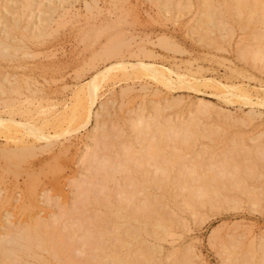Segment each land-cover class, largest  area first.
Wrapping results in <instances>:
<instances>
[{
    "label": "rangeland",
    "instance_id": "1",
    "mask_svg": "<svg viewBox=\"0 0 264 264\" xmlns=\"http://www.w3.org/2000/svg\"><path fill=\"white\" fill-rule=\"evenodd\" d=\"M16 1L0 0V19L2 20L0 22L3 23V26L0 25V29L5 26V19L12 18L15 15H11V13H15L14 10L16 8H13V5L16 4L13 2ZM224 1L220 0L223 6L228 2L229 6H234L232 0ZM10 2L11 4H9ZM17 2L19 5L21 0ZM46 2L47 0H29V5L26 8L27 11L24 10L26 12H24L23 18L21 16L22 20L31 13V17L28 15V18H26H32L29 22H36L38 24L39 21H43L45 17L43 15L45 14V10H43L45 9L44 5L48 3ZM71 2L72 6L70 9L62 17L59 18L57 16L58 19L56 17L52 21L49 33L43 35L46 37L42 36L43 40L41 37V41L39 38L35 41L36 38L32 37L33 39L35 38L32 41L30 37L28 39L32 42H29V40L27 42V40L25 41L22 38L23 43H25L22 48L28 46L26 50L30 51L29 54L17 52L18 55L15 54L16 56L13 55L12 58L2 56L6 60L0 56L1 80L6 76L10 78L16 77L18 74L21 78L19 84L22 90L20 95L14 92L11 93L17 96V98L20 96L14 100L12 106L9 107L7 105V107L0 103V113L2 116L7 117L6 115H9L8 113L13 109L14 112L12 111L13 113L11 114L16 120L20 119L19 121L22 120V122L23 120L24 122L27 120L44 131L46 137L48 136L47 138L41 137L39 139L34 138L23 129L20 132L12 129H0V192L5 203L4 206L3 202L2 206L0 204V231L4 229V226L7 227L6 225L9 223L14 225L15 228L16 225L20 226L23 223L25 225L28 222L31 223V221L33 223L37 218L38 220L42 219L41 221H52L57 218L60 220V217L63 216V218L61 217L60 224H58L59 222L52 223V225L57 224V227L54 226L55 229L57 228L58 230L59 228L60 231L62 230V234H60L62 237H65V235L69 236L72 231L74 232L72 234L75 236L76 231L74 230L84 225L80 230L81 234L86 231L90 232V234L93 233V236L95 235V238L93 237L94 241L91 242L93 243L92 245L104 246L111 253L108 247L113 244V248L110 247L112 251L115 249L120 255L123 253L122 256L124 258L125 254H127L126 257H129V254L130 256H137L138 259H143L142 262L140 261L142 264H236V262L237 264H264V59H257L258 57L255 59L250 51L248 52L250 55L246 58L243 56L247 54L242 56L243 50L248 48L255 49L258 44L261 45L263 43V38L258 36L264 33V18H261L260 11H252L247 7L245 9L242 8L241 12L244 10L245 12L243 13L244 17L241 16L245 21L243 19L240 21L234 7L232 8L235 11L232 9L228 10V5H226V8H223V6L221 8L220 3V6L214 4L216 8L217 6L221 8L220 15L223 14V17L220 16L222 17L221 26H219V29H215V27L218 28L217 26L220 25V22L219 24L217 23L218 25H214L215 27L207 21L206 23L204 21L199 23V15L203 6L200 0H71ZM214 3H216V0ZM224 9L230 12L225 13L223 12ZM232 11L237 16H230V13H233ZM256 12L258 16L255 15ZM224 13L227 14L228 19L226 15L224 16ZM254 16L260 17L261 20L259 21ZM246 17L254 19L251 20L253 22H246ZM26 19L23 21L26 22ZM243 21L247 24H243ZM24 22L21 21L22 24ZM95 24L99 30L102 29V31L98 30L99 33L102 32L103 34H97V38H95L96 34L94 35L96 27L93 26ZM208 25L213 27L212 30L214 32L209 30L212 27L210 26L211 28H209ZM105 28L113 32L115 31V33L119 32L124 37H121L122 35L119 34V37L122 40L124 39L122 44L125 46L121 44L120 48H118V50L120 49L119 53L117 56L113 55V58H106L102 55L106 50L104 45L108 41H106L107 33L105 31L107 30ZM1 31L3 30L1 29ZM84 32L86 33L85 35ZM14 33L10 32L9 36L11 37ZM0 34L4 35L3 32ZM262 36L264 37V35ZM129 37L130 39H128ZM25 39L27 38L25 37ZM22 41L18 40L19 43ZM26 43H28L27 46ZM22 48H19L17 51H24ZM10 59L14 60L11 61ZM127 60L131 62L130 64L143 62L148 65L153 64L164 68L166 71L165 75L172 79V84L169 85L161 76L155 77L151 73L149 74L140 70H130L129 75H124L121 72V68L116 67V70L114 69L109 75L107 74V77L103 80L104 82H101L102 85L96 89L97 97L91 106V112H95L90 117V122L84 126L78 118H76L78 120L70 121L75 103L76 105L85 103L81 98L78 99H81L80 101L82 102L79 100V103L77 102V97L85 98L83 97V92H77L80 86L90 82L99 71L106 69L114 63H120L119 65L122 63L123 65ZM128 62L126 64L129 65ZM18 75L17 77H19ZM22 80L24 81L21 82ZM21 83H24L25 87ZM27 84H30L32 90L26 87ZM36 87L37 89H35ZM28 95L31 96L29 97ZM1 96L6 95L1 94ZM199 98H202L211 106L206 108L209 112L203 109L204 113L202 114L201 112L200 117L198 113L197 124H200L199 127L198 125L196 127V133L187 142H182L177 138L163 140L162 147L164 149L170 150V145L176 143L181 149L182 156L180 159L168 163L170 167L167 175L169 176L165 175L167 178H165L166 180L164 179L166 187L163 185V182H165L163 181L161 185L158 184L159 187L164 186L162 187L163 191L159 190L157 183L155 185V181L152 180L155 177H152V173L154 175L153 171L156 168L155 165L145 164L137 166V161L134 159L140 153L139 150L143 148L144 143H146V140H142L143 138L141 139L138 136V131L133 128L132 122L135 119V115L143 110L141 112L148 118L150 115H154L161 121L171 119V121L187 123L188 119L194 117L197 112L198 106L196 100ZM26 110H30V113ZM96 111L97 115L101 112L103 113H101L99 118L96 115L97 118L95 119L94 115ZM132 119L133 121H131ZM79 120L81 123H78ZM96 121L98 124L101 122L99 127L95 126ZM103 127L105 129H102ZM97 128H101L100 131H103L105 136L107 135V139L105 138L104 140L102 137H97V134L100 135L102 133H99ZM208 128H210V131L212 129V131L209 132ZM132 129L135 130L133 131ZM205 131L208 132L206 133ZM10 132L23 137L24 143L28 144L31 149L26 154L24 152L29 148H21L25 154V156L23 154L24 157L22 159L21 152L19 156H16L17 158L7 153V150L10 152L16 147L18 150V145L21 144L20 142L16 143V141L8 139ZM200 132H204L206 135L204 134L205 136H203ZM199 133L202 138H197ZM112 134H114V137ZM150 135L146 136L150 137ZM96 137L98 140L102 139L103 144L99 143L101 140L98 141L102 145H100L101 147L95 144V141L97 142ZM123 143L125 146L129 143L130 150L128 151L132 153L134 151L135 155L133 159L129 158L126 160L127 165L130 167L127 168L129 171L127 169L121 172L117 170L114 172L116 175L112 174L113 177L112 175L109 176L100 172V176H97L99 184H97L98 182L95 179L98 178L95 176L93 182L98 186L100 185L101 190L94 183L93 185L96 186V189H90L92 186L85 189L87 193V199H83L85 202L80 197L76 198L80 200V203L81 201L83 202V204L81 203L82 205L79 203L81 205L80 210L83 209L86 214L84 213L83 215V212H79L80 210L78 209L76 210L77 214L73 209L70 210L71 207L76 206L75 201L79 202L73 196H81L82 193H77L80 190L76 189L78 185H76L75 180L78 179V182L80 178L82 180L87 179L94 171V165L96 164L93 161L94 165H92L89 162L91 158H87L91 154L90 152L96 151L97 148V152L103 156L107 154L111 156L110 159L112 158V161L115 160L120 163L119 160L126 153H123L126 149H122V147H125ZM137 143L142 144L138 145ZM102 147L103 150H101ZM106 147H108V150ZM21 149L19 148V150ZM99 153H97V156L102 158L103 156ZM11 157H14V161ZM115 161L114 163H116ZM191 162L198 163L197 167L195 165L197 170L196 176L202 174V176L210 177L209 179H217L218 177L217 182L212 180L213 184L209 181L210 186L206 185L208 182L206 184L202 183V185L205 184L208 190L209 187L214 188L215 186L217 188L215 190L217 192H214L215 194L213 193V189L209 190H212L214 198L212 201H204L205 205L203 203V205L199 206L200 203H197L198 206H196V203H194L195 207H192V205H188L189 202H186L191 195V188L198 189L196 187H200V183L202 182V180L199 182V179L195 177H190V184L187 183L186 185L191 187H185V177L180 170L183 169L182 171H185L184 167L189 165V163L191 164ZM90 164L93 169L90 167ZM245 164H248V166ZM235 172L237 173L235 174ZM212 173H215L217 177L211 176ZM95 174H97L96 171L94 172ZM148 178L150 180H144ZM29 181L32 184H29ZM31 186L35 189H33L35 193L33 191L28 193ZM237 188L238 190H236ZM101 191L103 192L102 194ZM88 192L92 196H89ZM31 193L34 194L32 195ZM30 195H32V198ZM154 195L156 197L160 196L162 201H160V197L157 198L159 199L157 201ZM102 196H105L106 199L109 198L110 201H106ZM5 197H7V201ZM82 197H85V194ZM91 197L98 204L95 203L93 205L94 202ZM86 200L89 202L91 200L93 203L90 204ZM215 200H218V202H215ZM28 202H32L33 204H31V209ZM156 202L160 205H156ZM145 203H148L147 205L150 208L152 206L153 218L151 215L149 216L150 218L145 219V214L142 213L143 218L139 214L141 212L139 208ZM87 204L90 205L88 206ZM26 207L27 210L25 209ZM74 208L76 209V207ZM115 208L118 209L115 210ZM70 211L74 212H72L73 216H71ZM165 211L167 212L165 213ZM168 211L172 214L167 215ZM88 212L92 214L90 215ZM114 212L115 214H113ZM58 213H61V216ZM159 213L164 214L165 217L167 215V218L170 219H167V222L170 224H168L170 227L169 233L165 231L162 233V230L157 233L152 229L153 224L149 226L155 218L154 216ZM95 215L101 218L102 223L100 220L97 221ZM112 215H115L117 218L115 219V216L113 217ZM129 215L136 219L139 217L140 220L138 218L136 221L135 218L132 219ZM53 216L56 217L53 219ZM76 216L80 217L81 220L77 221L78 218ZM34 217L35 220L33 221ZM64 217L68 218L69 228L65 227L67 219ZM29 218H31V221ZM73 220L76 224L74 226H72L73 224H69ZM144 220H147L146 223L148 224L144 223V226L147 230L149 229V232L143 228L142 222ZM150 220L151 222L149 223ZM62 221H64V224H62ZM92 222L94 225H92ZM124 223L127 226H122ZM99 224H102V227ZM115 224H118L120 227L118 229H116L118 225L115 228L112 227ZM104 226L108 230L107 236L101 234V228H104ZM129 226L132 227L130 228ZM126 227L129 229L127 230ZM67 230L70 231L69 235L64 234ZM130 230H135V232L132 231V234ZM78 231L77 229V236ZM123 232L124 237L127 238V242L129 239H133L129 241L131 245L129 243H127L129 245L123 244L125 243L124 240L123 242L121 240ZM161 233L162 235H160ZM131 234L133 237H131ZM70 236L68 237L69 239L73 237L72 235ZM134 236H137L136 240H134ZM76 237L70 240L74 244L73 242L70 244L69 239L65 241L70 246L77 244V247L74 246L76 248V251L74 248V252H76L75 254L82 253V256H73L74 252H71L73 246L70 247L67 243H65L66 250L70 249V251L66 253L64 251L65 246L63 251L67 255L70 253L71 257H68L74 260L72 264H81L82 262L84 264V261L80 259L85 260V255L95 252L96 249L94 248L95 246H92L93 248L90 247V243H88L85 244L86 247L87 245L89 246L88 248H84V245H81V248H84L85 251L80 252L81 248L79 249L78 246L81 242H77ZM106 237L108 240L105 239ZM116 239H120L121 242L119 240L116 241ZM105 241L111 245L105 243ZM137 243H139V246ZM77 249L79 250L78 252ZM152 252L154 253L151 254ZM42 253L46 254L45 251ZM76 256H78L77 260L80 263L75 261ZM147 256L152 258L151 262ZM50 259L54 260L55 258L51 256ZM58 261V259H55V261L50 262L58 264Z\"/></svg>",
    "mask_w": 264,
    "mask_h": 264
},
{
    "label": "bare ground",
    "instance_id": "2",
    "mask_svg": "<svg viewBox=\"0 0 264 264\" xmlns=\"http://www.w3.org/2000/svg\"><path fill=\"white\" fill-rule=\"evenodd\" d=\"M11 1V0H10ZM16 1V0H15ZM17 1H20V0H17ZM13 2V3H15L16 5H13L14 7L13 8H16V10H14L15 11V13L13 12V13H11V15L13 14H15L12 18H9V19H5V26L3 27V28H1L3 31H1V29H0V33L1 32H3V34L4 35H1L0 34V56L2 57H4V56H7V57H10V58H12V56L13 55H18L17 54V52H19V53H30V51H28V49L26 50V48L28 47L27 46V44L28 43H26V48L24 47V48H22L23 46H24V44L25 43H23L24 41H22V38H24V40L26 41L27 40V42H28V40L30 39V37H31V39H32V41L36 38V40L35 41H37V39L39 38V40L41 41V37L43 36V35H46V33H49V28H50V26H51V23H52V21H54L55 19H56V17L58 16L59 18L60 17H62L64 14H65V12H67L69 9H70V7L72 6V2H71V0H47V4L46 3H43V4H46V5H44L45 6V9H43V10H45L44 11V13L45 14H43V15H45V17L43 18V21H39L38 22V24H36V22L35 23H32V22H29V20L30 19H32V18H30L31 16V13H30V19H26V18H28V15H27V17L25 18L26 19V22H24L25 21V19H23L22 20V18H23V14L25 15V13L24 12H26L27 10H26V8L28 7V5H29V0H21V2H19V5H18V2ZM201 1V5H203L202 6V8H201V14L199 15V23L201 22V21H204L205 23H206V21L208 22V23H210L212 26H216V24L218 23L219 24V22H220V25H218L217 27L218 28H216L215 26V29H219V26H221V21H222V17H223V14L222 15H220L221 14V8H222V4L220 3V0L218 1V0H216V3H214V1L215 0H200ZM217 1H218V4H217ZM221 1H223V2H225L224 0H221ZM233 1V5L234 6H232V7H234V9L236 10V12L235 13H237L238 14V17H239V19H240V21L243 19L242 18V16H243V13L245 12V10L243 11V12H241V9L242 8H244L245 9V7H247L248 9L250 8V10H256V11H260V15H261V18H264V0H232ZM30 2H33V1H30ZM178 2V1H177ZM197 2V1H196ZM222 2V3H223ZM231 2V1H230ZM219 3H220V5H221V8H218V6H217V8L215 7L216 5H214V4H217V5H219ZM9 4H11V2L9 3ZM178 4V3H177ZM229 4V2L226 4V5H228ZM95 5H97V4H95ZM171 5V4H170ZM219 5V6H220ZM226 5H224L223 6V8H226L227 6ZM11 6V5H10ZM16 6V7H15ZM33 6V5H32ZM31 6V7H32ZM41 6H43V5H41ZM249 6V7H248ZM231 6H229L228 5V10L229 9H232L233 10V8H232ZM30 8V7H29ZM44 8V7H43ZM186 8H187V6H186ZM12 9V8H11ZM24 10H26V11H24ZM98 10V9H97ZM223 10V9H222ZM228 10L226 11V9H224V11L223 12H225V13H227L228 12ZM235 10H233V11H235ZM249 10V11H250ZM2 11V10H1ZM31 11V10H30ZM29 11V12H30ZM181 11V10H180ZM232 11V12H233ZM251 11V12H252ZM10 12V11H9ZM28 12V13H29ZM41 12H43V11H41ZM40 12V13H41ZM230 12V11H229ZM228 12V13H229ZM33 13V12H32ZM100 13V12H99ZM224 13V16L226 15V18H227V14H225ZM234 12L233 13H230V16H237V14H235ZM10 14V13H9ZM259 14V13H258ZM229 15V14H228ZM242 15V16H241ZM245 16H247L246 14H244ZM255 15L256 16H258L257 15V12L255 13ZM21 16H22V18H21ZM220 16H222V17H220ZM232 16V17H233ZM25 17V16H24ZM58 17H57V19H58ZM244 17V16H243ZM255 17V16H254ZM1 18V17H0ZM225 18V17H224ZM229 18V17H228ZM227 18V19H228ZM231 18V17H230ZM255 18H258V17H255ZM21 19V20H20ZM246 22H253V21H251V20H254V19H250L249 17L247 18L246 17ZM250 19V21H248ZM259 19V21L261 20L260 19V17L258 18ZM257 19V20H258ZM1 20V19H0ZM231 20H232V18H231ZM244 21H245V19H243ZM256 20V19H255ZM2 21V20H1ZM4 21V20H3ZM21 21L22 22H24V24H22L21 23ZM237 21V20H236ZM244 21H243V24H245L244 23ZM264 21V20H263ZM224 22V21H223ZM227 22V21H226ZM257 22V21H256ZM2 22H0V25H2L3 26V23L1 24ZM205 23H202V24H205ZM228 23V22H227ZM226 23V24H227ZM247 24V23H246ZM245 24V25H246ZM200 25V24H199ZM198 25V26H199ZM211 25H208L209 26V28H211L212 26ZM224 25H225V22H224ZM98 26V25H97ZM100 26V25H99ZM211 26V27H210ZM52 27V26H51ZM92 27V26H91ZM93 27H96V24L93 26ZM223 27V26H222ZM116 28V27H115ZM198 28H200V27H198ZM203 28V27H202ZM205 28H207V27H205ZM204 28V29H205ZM83 29H84V27H83ZM107 31H105V33H107V39H106V41H107V44H105L104 45V47L106 48V50L105 49H103V50H105L104 52H103V57H106V58H110V57H114L115 55L117 56V54L119 53V50H118V48H120L119 46L124 42L122 39H121V37H123V35L121 34V33H119V32H117V33H115V31L113 32V31H111V30H109V29H107V28H105ZM119 29V28H118ZM201 29V28H200ZM213 27L211 28V29H209L211 32H214L213 30ZM214 29V30H215ZM225 29V28H224ZM93 30V29H92ZM99 29L96 27V32L98 31ZM103 30H104V28H103ZM116 30V29H115ZM197 30V29H196ZM84 31H85V29H84ZM95 31V30H94ZM99 31H102V29L101 30H99ZM99 31H98V33H94V35L96 36L95 38H97L98 37V35L97 34H102V32H100L99 33ZM120 31V30H119ZM207 31H208V29H207ZM218 31V30H217ZM230 31V30H229ZM261 31V30H260ZM10 32H15L14 33V35H11V37L9 36V33ZM51 32V31H50ZM257 32V31H256ZM263 32H264V30H263ZM88 33H89V31H88ZM104 33V32H103ZM251 33V32H250ZM86 33L84 32V35H85ZM90 34H92V32H90ZM119 34H121L122 36L121 37H119ZM212 34V33H211ZM259 34H260V32H259ZM103 35V34H102ZM262 35H264V33H262V34H260V35H258L259 37H261V38H263V43H261V45H259L258 44V46H257V48H255V49H252V48H248V49H245V50H243V52H242V56L243 55H246V56H243L244 58H246L248 55H250V54H248V52L250 51L251 53H252V56H254L255 57V59H256V57H258L257 59H259V58H262V59H264V37L262 36ZM100 36V35H99ZM25 37L27 38V39H25ZM32 37H35L34 39L32 38ZM43 37H46V36H43ZM43 37H42V40H43ZM91 37V36H90ZM225 37V36H224ZM29 38V39H28ZM89 38V37H88ZM124 38V37H123ZM217 38V37H216ZM261 38H259L260 40H261ZM87 39V38H86ZM128 39H130V37L128 38ZM225 39V38H224ZM12 40H14V41H12ZM18 40H21L22 42L21 43H19L18 42ZM38 40V41H39ZM93 40V39H92ZM31 40H29V42H32ZM214 41V40H213ZM262 41V40H261ZM125 43H126V40H125ZM260 43V42H259ZM92 44V43H91ZM218 44V43H217ZM123 45V44H122ZM90 46V45H89ZM123 46H125V45H123ZM128 46V45H127ZM103 47V48H104ZM19 48H22V50H24V51H17ZM244 49V48H243ZM102 50V49H101ZM240 54V53H239ZM15 55V56H16ZM114 55V56H113ZM241 55V54H240ZM19 56H21V55H19ZM22 56H23V54H22ZM25 56V55H24ZM27 56V55H26ZM99 56H101V55H99ZM2 57V58H3ZM242 57V58H243ZM250 57V56H249ZM14 58V57H13ZM16 58V57H15ZM102 58V57H101ZM121 58V57H120ZM3 59H5L6 60V58H3ZM11 60V59H10ZM14 59H12L11 61H13ZM17 60H19V59H17ZM97 60V59H96ZM121 60V59H120ZM124 60V59H123ZM122 60V61H123ZM7 61H8V59H7ZM22 62V61H21ZM127 62H128V60H127ZM126 62V63H127ZM126 63H124L123 65H122V63H121V65H119L118 63H114V64H112L111 66H109V67H107L106 69H104V70H102V71H99L98 72V74L97 75H94V77H93V79H91V81L90 82H88L86 85H82V86H80V88L78 89V91L77 92H83L84 93V96L83 97H85L84 99L82 98V97H77V102L79 103V101L82 99V100H84L83 102H85L84 104L83 103H79V105L77 104L76 105V103H75V106H74V108L72 109L73 110V112H72V117H71V119H70V121H73V120H78V119H80L81 121H82V123L80 122V120H79V122L78 123H81V124H83L84 126H86L87 125V123H89L90 121V117L92 116V114H94V112L92 113L91 112V106L93 105V102H95V100H96V97H97V95H96V89H97V87H99L100 85H102L101 84V82H104L103 80L107 77V74L109 75V73L112 71V70H114L116 67H119V69L121 68V72L124 74V75H129V73H130V70H140V71H143V72H146V73H151V74H153L155 77H162V79L165 81V82H167L169 85L170 84H172V79L171 78H169V77H166V75H165V70H164V68H162V67H160V66H156V65H153V64H150V65H148V64H145V63H143V62H139V63H135V64H130L131 62H128L129 63V65L128 64H126ZM163 66V65H162ZM116 70V69H115ZM119 71V70H118ZM168 71V70H167ZM170 73V72H169ZM9 74V73H8ZM14 75V74H13ZM13 75H11V76H13ZM15 75H16V73H15ZM18 75V74H17ZM17 75H16V77H8V76H6V77H4V78H2V80H1V78H0V95L1 94H5L6 96H1L0 97V103L2 104V105H8L9 107L10 106H12L13 105V102H14V100L17 98V96H15L14 94H11L12 92H14V93H16V94H21L22 93V90H21V87H20V84H19V80L21 79L20 78V76L19 77H17ZM10 76V75H9ZM22 77V76H21ZM23 79H24V77H23ZM156 79V78H155ZM181 79V78H180ZM26 81H27V79H25ZM160 80V79H159ZM24 80H22L21 82H23ZM89 81V80H88ZM178 81V80H177ZM174 82V81H173ZM191 82H193V81H191ZM166 83V84H167ZM218 83V82H217ZM216 83V85H218ZM220 84V83H219ZM222 84V83H221ZM21 85H23L24 86V83H21ZM223 85V84H222ZM25 87V86H24ZM26 87H28L29 89H31V86H30V84H27L26 85ZM23 88V87H22ZM24 89V88H23ZM35 89H37V87L35 88ZM32 90V89H31ZM27 91H29L28 89H27ZM36 91V90H35ZM34 91V92H35ZM24 92V91H23ZM31 93H33V92H31ZM246 93V92H245ZM34 94V93H33ZM247 94V93H246ZM249 94V93H248ZM12 95H14V96H12ZM23 95V94H22ZM21 95V96H22ZM29 96V95H28ZM31 96V95H30ZM29 96V97H30ZM20 97V96H19ZM18 97V98H19ZM17 98V99H18ZM78 98H81V99H78ZM248 98V97H247ZM27 99H29V98H27ZM85 99H86V101H85ZM79 100V101H78ZM33 101V100H32ZM31 102V101H30ZM80 102H82V101H80ZM32 104H33V102H32ZM196 104H197V106H198V108H197V112H196V114L194 115V117H190L191 119H188V122L187 123H182V122H180V121H171V119H166V120H164V121H161L160 119H158V117L157 116H154V115H150V117L148 118L146 115H144L141 111H143V110H141L140 112H138L136 115H135V119H134V121H133V119L131 120V121H133L132 123V125H133V128H135L138 132V136L142 139V140H146V143H144L145 145L143 146V148L141 149V150H139V152L140 153H138V156L137 157H135V155H134V151H133V149H132V151H133V153L131 152V151H128V150H130L129 148H130V144L129 143H127L126 144V146L124 145V143H123V146H125L124 148L122 147V149H127V151H126V149H125V151L123 152V153H125V154H121L122 155V157H121V159L119 160V162L120 163H118V161L116 162L115 160H111L110 159V157L111 156H109V155H107L106 154V151H105V156H103L102 154H100L99 152H97V148H96V151L94 150V151H91L90 153L91 154H89V157H87L88 159L89 158H91V161L89 160V162L90 163H92V165H94V164H96V165H94V169L92 168V165L90 166L94 171L91 173V176H89L88 174V178L87 179H84V180H82L81 178H80V182L78 181L77 182V180H75L76 182V185H78V186H76V189L78 188V190H80L79 192L77 191V193H79L80 194V192H82L81 193V196L80 195H74L73 197H74V199L75 200H78V199H76L77 197L79 198H82V200L83 199H87V197H86V195H87V193H86V190L85 189H88L90 186H92V187H90V189H92V188H95L96 189V186L97 187H99L97 184H99V178L97 177V176H100V172L102 173V174H106V175H109V176H111L115 171H117V170H120V172L121 171H123L124 169H127V168H130L129 167V165H127V162H126V160L127 159H129V158H134V159H136V161H137V164H136V162H135V164L137 165V166H142V165H150V164H154L155 165V170L153 171L154 172V175H153V173H152V177L153 176H155V177H153V181H155V185H156V183H157V185L159 184V185H161L162 184V182L163 181H165L166 179L165 178H167V177H165V175L166 176H169V175H167L168 174V171H169V167H170V165L168 164L169 162H173L174 160H178V159H180V157L182 156V154H181V152H180V147L175 143H173L172 145H170L171 146V149L169 150V149H167V150H169V151H167L166 149H164L162 146H163V140L164 139H169V140H171V139H175V138H177V139H179V140H181L182 142H187L188 141V139L189 138H191L192 137V135L193 134H195L196 133V127H197V125H198V127H199V124H197L198 122H197V116L202 112V114L204 113L202 110L203 109H205V110H207L208 111V109H206V108H208L209 106H211L208 102H206L205 100H203L202 98H199L198 100H196ZM7 106V107H8ZM3 107V106H2ZM72 107H73V105H72ZM12 108V107H11ZM33 108H34V106H33ZM157 109V108H156ZM13 112H14V110L13 109H11ZM10 110V111H11ZM18 110V109H17ZM104 110V109H103ZM160 110V109H159ZM10 112V113H8L9 115H6L7 117H4V116H2V114L0 113V129H3V130H8V129H12V130H14V131H21L22 129L24 130V131H26L28 134H30L31 136H33L34 138H44V137H46V134H45V132L44 131H42V130H40V128H38L36 125H34V124H32V123H30V122H28L27 120H26V122H24V120H23V122H22V120L21 121H19V120H16L15 118H14V116L11 114V113H13V112ZM23 111V110H22ZM27 112L29 111V113H30V110H26ZM25 111V112H26ZM162 111V110H161ZM99 112V111H98ZM105 112V111H104ZM209 112V111H208ZM207 112V113H208ZM20 113V112H19ZM28 113V114H29ZM100 113V112H99ZM101 113H103V112H101ZM101 113L99 114V115H97L98 113H97V111H96V113H95V115H94V117H95V119L97 118V116H98V118L101 116ZM109 113V112H108ZM199 113V114H198ZM15 114V113H14ZM24 114V113H23ZM32 114V113H31ZM16 115V114H15ZM30 115V114H29ZM68 115V114H67ZM97 115V116H96ZM106 115V114H105ZM64 116V115H63ZM102 116H103V114H102ZM201 116V114L199 115V117ZM205 116V115H204ZM21 117V116H20ZM68 117V116H67ZM76 118H78V119H76ZM202 118V117H201ZM26 119V118H25ZM32 120V119H31ZM67 120V119H66ZM46 121V120H45ZM104 122V121H103ZM101 123V122H100ZM99 123V124H100ZM96 125V127H99V124H98V122L96 121V123H95ZM104 124V123H103ZM102 124V125H103ZM101 126V125H100ZM79 127V126H78ZM132 127V126H131ZM95 128V127H94ZM79 129V128H78ZM98 129V131H99V133H101L100 135L99 134H94V135H96L97 137H102V138H104V140H105V138L107 137V135L105 136L103 133V131H100L101 130V128H97ZM102 129H105L104 127L102 128ZM135 129H132L133 131L135 130ZM218 129V128H217ZM199 130V129H198ZM208 131L209 132H211L212 131V129H211V131H210V128H208ZM207 131V132H208ZM217 131V130H216ZM215 131V132H216ZM95 132V131H94ZM206 132V131H205ZM206 132V133H207ZM215 132H214V134H215ZM26 133V135H28ZM197 133H198V131H197ZM201 133V132H200ZM200 133H199V135H200ZM203 133V134H202ZM201 133V135H203V136H205L206 134L204 133V132H202ZM213 133V132H212ZM220 133V132H219ZM21 134V133H20ZM25 134V133H24ZM111 134V133H110ZM151 134V135H150ZM205 134V135H204ZM104 137H103V136ZM109 135V134H108ZM136 135V134H135ZM146 135H150V137H147ZM198 135V134H197ZM197 136V138L198 137H201V135L200 136ZM208 135H209V133H208ZM210 135H212L211 133H210ZM112 136L114 137V134H112ZM213 136V135H212ZM28 137V136H27ZM48 137V136H47ZM46 137V138H47ZM96 137V139H97V142L95 141V144L97 145V146H99V147H101L102 145L101 144H103V142H102V139L100 138L99 140H101V142L98 140V138ZM109 138H110V135L108 136ZM209 137V136H208ZM219 137H220V135H219ZM130 138V137H129ZM137 138V137H136ZM197 138H196V140H197ZM202 138V137H201ZM8 139H11V141L12 140H14V141H16V143H21L20 145H18V150L16 149H13V150H9L10 152H8V150H7V153L9 154V155H13L14 157H16V156H19L20 155V152H21V159L25 156V154L24 153H26L27 154V151H31V149L29 148V145L27 144H25L24 142V138L23 137H21V136H18L16 133H9L8 134ZM26 139V138H25ZM107 139V138H106ZM115 139H116V137H115ZM27 140V139H26ZM138 140H139V138H138ZM241 140V139H240ZM98 141H99V143H101V144H99L98 143ZM125 141V140H124ZM129 141V140H128ZM133 141V140H132ZM136 141V140H135ZM29 142V141H28ZM109 142H110V139H109ZM129 142H131V141H129ZM137 142V141H136ZM139 142H140V140H139ZM143 142V141H142ZM122 144V143H121ZM129 144V145H128ZM138 145H141L142 143H137ZM234 144V143H233ZM236 144V143H235ZM50 145V144H49ZM95 145V146H96ZM101 145V146H100ZM20 146V147H19ZM109 146H111V145H109ZM134 146V145H133ZM23 147H27V148H29V149H27V150H25L26 152H22V150L23 149H21V148H23ZM120 147V148H121ZM19 148L21 149V150H19ZM40 148V147H39ZM65 148V147H64ZM107 148V150H108V147H106ZM112 148H113V145H112ZM93 149H94V147H93ZM101 149V148H100ZM111 149V148H110ZM121 149V150H122ZM33 150V149H32ZM42 150V149H41ZM92 150V149H91ZM98 150H99V148H98ZM101 150H103V147H102V149ZM101 150H99V151H101ZM104 150H106V149H104ZM120 150V149H119ZM255 150V149H254ZM261 150V149H260ZM136 151V150H135ZM42 152H44V151H42ZM93 152V153H92ZM5 153H6V151H5ZM6 153V154H7ZM29 153V152H28ZM60 153V152H59ZM97 153H99L100 155H102L103 157V159L102 158H100L99 156H97L98 154ZM103 153H104V151H103ZM115 153H117V152H115ZM119 153V152H118ZM136 153H137V151H136ZM135 153V154H136ZM23 154H24V156H23ZM88 154V153H87ZM254 154V153H253ZM112 155V154H111ZM137 155V154H136ZM261 155V154H260ZM118 156V155H117ZM132 156V157H131ZM197 156V155H196ZM256 156V155H255ZM259 156V155H258ZM14 157H11V159H13V161H14ZM114 157V156H113ZM17 158V157H16ZM15 158V159H16ZM56 158V157H55ZM86 158V157H85ZM184 158V157H183ZM196 158V157H195ZM194 158V159H195ZM19 159H20V157H19ZM54 159V158H53ZM186 159V158H185ZM194 159H193V161H194ZM250 159V158H249ZM17 160V159H16ZM87 160V159H86ZM199 160V159H198ZM240 160V159H239ZM7 161V160H6ZM85 161V160H84ZM88 161V160H87ZM93 161H94V164H93ZM114 161L116 162V163H114ZM190 161H192L191 159H190ZM226 161V160H225ZM236 162V161H235ZM239 162V161H238ZM187 163V162H186ZM193 162H191V164L189 163V165H183V166H185L184 168H185V171H182V170H180L181 171V173H182V175H184V177H185V179L184 178H181V179H184L185 181H186V183L184 184L185 185V187H187L188 185H186L187 183L188 184H190L189 182H190V177H195V178H197V179H199V182H201L200 180H202V182L200 183L201 184V186H200V184H199V186L200 187H196V188H198V189H195V188H191V195L189 196V198H188V201H186L187 203L189 202V204L188 205H192V207L194 206L195 207V205H194V203H196V206H198L197 205V203H200V205L199 206H201V205H203V203H204V201H206V200H213V196H212V194L214 193V192H217V191H215L217 188H215V186H214V188H211V187H209V190L210 189H213V193H212V190L211 191H209L208 189H207V187L205 186V184H206V182H208L206 185L208 186L209 185V183L210 182H212V180H214V182L216 181L217 182V179H218V177L215 175V173H217V171L215 170V169H213V170H215V173L213 174L212 173V175L211 176H216L217 177V179L215 180V179H209L210 177H205V176H202V174L200 175V174H198V176H196L195 174L197 173V170H196V167H197V165H198V163L197 164H195V163H193ZM227 163V162H226ZM188 164V163H187ZM131 165V164H130ZM195 165H196V167H195ZM245 165H247L248 166V164H245ZM119 166V167H118ZM132 167V166H131ZM202 167V166H201ZM215 167V166H214ZM224 167V166H223ZM239 167V166H238ZM243 167V166H242ZM213 168V167H212ZM219 168V167H218ZM233 168V167H232ZM231 168V169H232ZM235 168V167H234ZM241 168V167H240ZM240 168H238V169H240ZM122 169V170H121ZM91 170V169H90ZM89 170V171H90ZM128 170V169H127ZM177 170V169H176ZM210 170V169H209ZM226 170V169H225ZM235 170V169H234ZM242 170V169H241ZM14 171V170H13ZM28 171V170H27ZM96 171V173L97 174H95L94 175V172ZM125 171V170H124ZM129 171V170H128ZM211 171V170H210ZM244 171V170H243ZM242 171V172H243ZM252 171V170H251ZM179 172V171H178ZM212 172V171H211ZM214 172V171H213ZM223 172V171H222ZM228 172V171H227ZM230 172V171H229ZM238 172V171H237ZM237 172H235V174L237 173ZM118 173H119V171H118ZM180 173V172H179ZM179 173H178V175H179ZM224 173V172H223ZM226 173V172H225ZM246 173V172H245ZM115 175H116V173H114ZM123 174V173H122ZM176 174H177V172H176ZM219 174H220V172H219ZM249 174V173H248ZM195 175V176H194ZM94 176L96 177V178H98V179H95V180H97V184L95 183V182H93L94 181ZM176 176V175H175ZM200 176H202V177H204V178H202V177H200ZM33 177V176H32ZM35 177V176H34ZM112 177H113V175H112ZM115 177V176H114ZM151 177V178H152ZM189 177V178H188ZM83 178V177H82ZM110 178V177H109ZM175 178V177H174ZM177 178V177H176ZM238 178V177H237ZM31 179V178H30ZM112 179V178H111ZM114 179V178H113ZM120 179V178H119ZM165 179V180H164ZM29 180V179H28ZM109 180V179H108ZM144 180H146V181H148V180H150L149 178L148 179H144ZM235 180V179H234ZM31 181V180H30ZM29 181V182H30ZM33 181L35 182V180H34V178H33ZM33 181H31V182H33ZM109 181H111V180H109ZM123 181V180H122ZM197 181V180H196ZM210 181V182H209ZM219 181V180H218ZM29 183V184H32V183ZM118 182V181H117ZM198 182V181H197ZM221 182V181H220ZM222 182H223V180H222ZM226 182V181H225ZM237 182V181H236ZM96 184V186L95 185H93V184ZM113 183V182H112ZM119 183V182H118ZM164 183H166V181L165 182H163V185L165 186L166 184H164ZM180 183V182H179ZM202 183H205L204 185H202ZM28 184V185H29ZM37 184H38V182H37ZM92 184V185H91ZM176 184V183H175ZM212 184H213V182H212ZM216 184V183H215ZM232 184V183H231ZM238 184H240V182H238ZM242 184V183H241ZM159 185H158V188H159V190L161 189L162 190V187H164V186H160L159 187ZM30 186V185H29ZM113 186V185H112ZM119 186V185H118ZM124 186H126V185H124ZM183 186V185H182ZM193 186V185H192ZM196 186H198V185H196ZM210 186V185H209ZM227 186V185H226ZM225 186V187H226ZM101 187V186H100ZM99 187V189L101 190V188ZM107 187V186H106ZM120 187V186H119ZM166 187V186H165ZM188 187H191V186H188ZM212 187H213V185H212ZM230 187V186H229ZM238 187H240V186H238ZM80 188V189H79ZM108 188V187H107ZM156 188V187H155ZM29 189V188H28ZM28 189H26V190H28ZM32 189V190H31ZM33 189L34 188H32V186H31V188H30V190H28V193H30V192H32L33 191ZM89 189V190H90ZM187 189V188H186ZM219 189V188H218ZM220 189H221V187H220ZM240 189H241V187H240ZM246 189V188H245ZM35 190V189H34ZM83 190H85V191H83ZM104 190V189H103ZM102 190V191H103ZM199 190V191H198ZM236 190H238V188L236 189ZM92 191V190H91ZM90 191V192H91ZM101 191V194L103 193ZM163 191V190H162ZM249 191V190H248ZM34 192V191H33ZM90 192H88L89 193V196H92V195H90ZM105 192V191H104ZM35 193V192H34ZM33 193V194H34ZM106 193H107V191H106ZM188 193V194H189ZM32 194V193H31ZM32 194V195H33ZM85 194V197H82L83 195ZM109 194V193H108ZM215 194V193H214ZM32 195H30V197L32 196ZM105 195V194H104ZM156 195V194H155ZM154 195V196H155ZM159 195V194H158ZM157 195V196H158ZM166 195V194H165ZM249 195V194H248ZM27 196V195H26ZM36 197V196H35ZM48 197V196H47ZM107 197V196H106ZM109 197H111L110 195H109ZM113 197V196H112ZM135 197V196H134ZM153 197V196H152ZM156 197V196H155ZM158 197H160V196H158ZM158 197H156V200L157 201H159V199H160V201H162L161 199V197L159 198V199H157ZM163 197V196H162ZM216 197V196H215ZM6 198V201H7V197H5ZM32 198V197H31ZM102 198H105V196L103 197L102 196ZM108 198V197H107ZM164 198V197H163ZM166 198V197H165ZM171 198V197H170ZM90 199V198H89ZM91 199H92V201L94 202V200H93V198L91 197ZM106 199V198H105ZM104 199V200H105ZM136 199V198H135ZM168 199V198H167ZM173 199V198H172ZM186 199V198H185ZM216 199H217V197H216ZM254 199V198H253ZM257 199V198H256ZM3 198L1 197V192H0V204H1V206H2V202H3ZM9 200H10V198H9ZM110 201L109 200V198L108 199H106V201ZM187 200V199H186ZM255 200V199H254ZM48 201L50 202V200L48 199ZM79 202H76L75 201V205L76 206H74V207H76V209L74 208V207H71V209L70 210H72L73 209V211H75V213L77 214V212H76V210L78 209V210H80V206L83 204V202H85L84 200H83V202L81 201V203H80V200H78ZM86 201H88V200H86ZM91 200H90V202L88 201V203H93ZM134 201V200H133ZM211 201H210V203H211ZM253 201V200H252ZM257 201V200H256ZM8 202H10V201H8ZM37 202V201H36ZM35 202V203H36ZM73 202V201H72ZM165 202H166V200H165ZM164 202V203H165ZM207 202V201H206ZM214 202V201H213ZM215 202H218V200L216 201L215 200ZM29 203V202H28ZM78 203V204H77ZM81 205H80V204ZM95 203L96 204H98L97 202H94V204L93 205H95ZM157 203V202H156ZM4 202H3V206H4ZM31 204H32V202L31 203H29V205H30V209H31ZM72 204H74V203H72ZM85 204V203H84ZM90 204H87L88 206L90 205ZM146 204V205H145ZM143 206H141L140 208H139V206H138V208L141 210V212H139V214H141V216H142V218H143V214H145L146 215V217H145V219H148V217L149 216H151L152 215V218H153V208H152V206H151V208L150 207H148L149 205H147L148 203H145ZM159 203H157L156 205H158ZM217 204V203H216ZM28 205V204H27ZM26 205V206H27ZM33 205V204H32ZM63 205V204H62ZM79 206V208H77L78 206ZM92 205V206H93ZM100 205V204H99ZM116 205V204H115ZM160 205V204H159ZM166 205V204H165ZM204 205H205V203H204ZM35 206H37V205H35ZM35 206H33L34 208H35ZM85 206H86V204H85ZM163 206V205H162ZM162 206H161V209H162ZM187 206V205H186ZM190 207V206H189ZM28 208H29V206H28ZM62 208V207H61ZM83 208H84V206H83ZM126 208V207H125ZM26 210H27V207L25 208ZM24 209V210H25ZM30 209H29V211H30ZM85 209H86V207H85ZM84 209V210H85ZM116 209H118V208H115V210ZM158 209L159 210H161L160 209V207H158ZM189 209V208H188ZM25 210V211H26ZM87 210V209H86ZM85 210V211H86ZM72 211V212H73ZM83 212L82 214L84 215V213L86 214V212H84L83 211V209L82 210H80L79 212ZM71 212V211H70ZM69 212V213H70ZM72 212L70 213L71 214V216H73V214H72ZM92 212V211H91ZM89 213L90 215L93 213ZM97 212V211H96ZM105 212V211H104ZM115 212H117V211H115ZM115 212L113 213V214H115ZM159 212V211H158ZM167 211H165V213H166ZM63 213V212H62ZM74 213V212H73ZM95 213V212H94ZM143 213V214H142ZM152 213V214H151ZM162 213V212H161ZM164 213V212H163ZM7 214V213H6ZM5 214V215H6ZM30 214V213H29ZM59 215L61 214V213H58ZM160 214V213H159ZM156 215V216H154L155 218L152 220V222H151V220L149 221V223H150V225L149 226H152V224H153V226H152V229L155 231V232H160V230H162L161 232L163 233V231H165L166 233L168 232L169 233V223L167 222L168 220H170V219H168L167 218V215L168 214H172V213H169V211H168V213H167V215H166V217L164 216V214H160V215ZM59 215H57L58 217H60ZM75 215V214H74ZM79 215H81L80 213H79ZM89 215V216H90ZM97 215V214H96ZM95 215V216H96ZM29 216V215H28ZM27 216V217H28ZM37 216V215H36ZM104 216V215H103ZM113 217L115 216V215H112ZM112 216H111V220H112ZM131 215H129V217H130ZM157 216H159V217H157ZM7 217V216H6ZM11 217V216H10ZM51 217V216H50ZM49 217V218H50ZM56 216H53L52 218L54 219ZM62 218H63V216H61ZM61 217H60V220H61ZM66 217V216H65ZM64 217V218H65ZM77 217V216H76ZM84 217V216H83ZM97 217V221H99L101 218H99L98 216H96ZM133 217V216H132ZM132 217H130V218H132ZM37 218V217H36ZM52 218H51V220H52ZM78 218V217H77ZM99 218V219H98ZM117 217L115 216V219H116ZM123 218V217H122ZM135 218V217H134ZM134 218H132V219H134ZM139 218V217H138ZM137 218V219H138ZM150 218V217H149ZM7 219V218H6ZM31 218H29V220H30ZM65 219H67L66 221H67V224H65V227H68V218H65ZM71 219V218H70ZM75 219V218H74ZM81 220V218L79 217L78 219H77V221H80ZM87 219V218H86ZM103 219V218H102ZM115 219H113V220H115ZM136 219V218H135ZM137 219H136V221H137ZM168 219V220H167ZM33 221L35 220V217H34V219H32ZM42 219H40V220H38V218L35 220V222H33L32 223V221H31V223L30 222H28L26 225L24 224H22V225H20V226H18V225H16L15 226V228H14V225H12L11 223H9V224H11V225H6L7 227H3L4 229L2 230V231H0V264H53V263H55V262H53V263H51L50 261H55V259H58L59 261H58V264H72L73 262H74V260L73 259H71V258H69V257H71V255H67L66 253L67 252H69L70 251V249L69 250H66V245H65V243H67L65 240L66 239H69L68 237L70 236V235H72L73 237L71 238V239H69V242H70V240H72V239H74V237H76L77 236V229L80 231L81 230V228L84 226V225H81L82 227L81 228H76L74 231H76V235L74 236V234H72V233H74L72 230V233H70V231H68L67 230V232L66 233H64V231H63V233L64 234H68L69 235V233H70V235L69 236H66L65 235V237H62V235H60V234H62V230L60 231L59 230V228H58V230H57V228L55 229V227H57L56 225L57 224H53L52 225V223H56V222H59L58 224H60V220L57 218L56 220H58V221H56V220H52V221H41ZM72 220V219H71ZM84 220V219H83ZM119 220V219H118ZM138 220H140V218L138 219ZM55 221V222H54ZM76 221V222H77ZM103 221V220H102ZM120 221V220H119ZM123 221V220H122ZM9 222V221H8ZM19 222V221H18ZM64 221H62V224H64L63 223ZM73 222V223H72ZM85 222V221H84ZM100 222H101V220H100ZM112 222H114V221H112ZM118 222V221H117ZM124 222V221H123ZM126 222V221H125ZM147 222V220L145 221L144 220V222H142V224H143V228H145V226H144V223H146ZM170 222V221H169ZM171 222H172V220H171ZM78 223V222H77ZM88 224H89V222H87ZM99 223V222H98ZM102 223V222H101ZM104 223V222H103ZM132 223V222H131ZM6 224H7V221H6ZM16 224V223H15ZM61 224V225H62ZM69 224L71 225V224H73L72 226H74V225H76L75 223H74V220L73 221H70L69 222ZM81 224V223H80ZM79 224V225H80ZM85 224H86V222H85ZM90 224H91V222H90ZM107 224V223H106ZM146 224H148V223H146ZM145 224V225H146ZM169 224V225H168ZM78 225V226H79ZM92 225H94V223L92 222ZM100 226L102 225V224H99ZM113 225V224H112ZM116 225H118V224H115L114 226H112V227H116ZM119 225H121L120 223H119ZM117 226V228L116 229H118V227H120V226ZM125 223H124V225L122 224V226H124L125 227ZM129 225V224H128ZM133 225H135V224H133ZM132 225V226H133ZM13 226V227H12ZM55 226V227H54ZM71 226V227H72ZM86 226V225H85ZM91 226V225H90ZM121 226V227H122ZM127 226V225H126ZM131 226V227H132ZM148 226V225H147ZM149 226H148V228H149ZM1 227V226H0ZM59 227V226H58ZM64 227V228H65ZM102 227V226H101ZM111 227V226H110ZM130 227V226H129ZM130 227V228H131ZM69 228V227H68ZM85 228V227H84ZM94 228V227H93ZM92 229V228H91ZM102 230H101V234H103V236L104 235H106L107 236V233H108V230H107V228H106V226H104V228H101ZM126 229H127V227H126ZM126 229H125V231H126ZM129 229V228H128ZM127 229V230H128ZM132 229H134V228H132ZM146 229V228H145ZM150 229H151V227H150ZM85 230V229H84ZM147 230V229H146ZM149 230V229H148ZM147 230V231H148ZM58 231V232H57ZM79 231H78V238L76 237V241L77 242H81L80 243V245L78 246V248L80 249L81 248V245H84L83 247L85 248L86 247V245L85 244H88V243H90V247H94L95 249H96V251L95 252H90L89 254H86L85 256H86V258H85V260H82V258L80 259L81 261H84V264H142L141 262L143 261V259L141 260V259H138V257L137 256H130V254H129V257H126V255L127 254H125V258L122 256L123 255V253L120 255L118 252H116L115 251V249L112 251V249L110 248V247H112L113 248V244L111 245V244H109L108 242H106L105 241V243H108L109 245H111V246H109L108 248L110 249V251H111V253H109V250H107L104 246H97V245H92L93 243H91V242H93L94 241V236L92 235V234H90V232H82V234H81V231H80V233H79ZM116 231V230H115ZM124 231V230H123ZM135 232V230H130V232L133 234V232ZM153 231V232H154ZM61 232V233H60ZM111 232V231H110ZM117 232H119L118 230H117ZM116 232V233H117ZM127 232H129V231H127ZM130 232H129V234H130ZM149 232V231H148ZM164 232V233H165ZM112 233H114V232H112ZM146 233V232H145ZM162 233L160 234V235H162ZM63 234V235H64ZM132 234H131V237H133L132 236ZM149 234V233H148ZM110 235V234H109ZM114 235V234H113ZM112 235V236H113ZM126 235V234H125ZM135 235V234H134ZM165 235V234H164ZM92 236V237H91ZM102 236V237H103ZM115 236H118V235H115ZM115 236H114V238H115ZM121 236H122V233H121ZM130 236V235H129ZM156 236V235H155ZM71 237V236H70ZM94 237V238H93ZM109 237V236H108ZM135 237V239L134 240H136V238H137V236H134ZM125 238V239H124ZM106 240H108V238L106 237L105 238ZM111 239V238H110ZM143 239V238H142ZM114 240V239H113ZM120 241L121 242V240H122V242H123V240H124V242L125 243H123L124 245L125 244H127V243H129V241H131V240H133V239H129V241L127 242V238L126 237H124V232H123V237L121 238V240L120 239H116V241ZM126 240V241H125ZM103 241V240H102ZM101 241V242H102ZM109 241H111V240H109ZM73 241H71L70 242V244L72 243ZM76 242V243H77ZM104 242V241H103ZM141 242V241H140ZM136 243V242H135ZM67 244H69V243H67ZM70 244H69V246H70ZM73 244H74V242H73ZM73 244L70 246V247H72L73 246ZM108 244H106V245H108ZM130 245H131V243H129ZM129 244H127V245H129ZM138 244V246H139V243H137ZM141 244H142V242H141ZM120 245V244H119ZM127 245H126V247H127ZM147 245V244H146ZM152 245V244H151ZM64 246H65V250H64ZM68 246V248H70ZM75 247H77V244L76 245H74ZM72 247L71 249V252L73 251L74 252V248L75 247ZM116 246V245H115ZM115 246H114V248H115ZM132 246H134V245H132ZM89 246L87 245V247L86 248H88ZM92 247V248H93ZM124 247V246H123ZM123 247H121V248H123ZM150 247V246H149ZM158 247V246H157ZM232 247V246H231ZM84 248H81L80 249V252H84L85 251V249ZM135 248H136V246H135ZM94 249V250H95ZM130 249V248H129ZM147 249H149V248H147ZM66 252H64V251ZM117 250V249H116ZM131 250V249H130ZM129 250V251H130ZM133 250V249H132ZM135 250V249H134ZM140 250V249H139ZM143 250H144V248H143ZM43 251H45L46 252V254H43L42 252ZM75 251H76V248H75ZM79 250L77 249V252H78ZM118 251V250H117ZM121 251V250H120ZM128 251V252H129ZM136 251V250H135ZM147 251V250H146ZM157 251V250H156ZM156 251H154V252H156ZM132 252V251H131ZM134 252V251H133ZM154 252H152L151 254H153ZM76 252H74L73 253V256H75V255H78V256H82V253L81 254H79V253H77V254H75ZM121 253V252H120ZM127 253V252H126ZM137 253V252H136ZM143 253H144V251H143ZM133 254V253H132ZM149 254V253H148ZM64 255H67V256H64ZM141 255V254H140ZM146 255V254H145ZM53 257V258H55L54 260H51L50 259V257ZM69 256V257H68ZM78 256H76V260L75 261H77V263H80L79 262V260H77V257ZM142 256V255H141ZM141 256H139L140 258H141ZM153 256V255H152ZM143 257V256H142ZM83 258H84V255H83ZM145 258V257H144ZM147 258L149 259V261L151 262L152 261V258H150V256H147ZM154 258V257H153ZM151 259V260H150ZM155 259V258H154ZM158 259V258H157ZM157 259H156V261H157ZM246 259V258H245ZM141 261V262H140ZM236 261V260H235ZM264 261V260H263ZM50 262V263H49ZM60 262V263H59ZM144 262H146V261H144ZM149 262V263H150ZM154 262V261H153ZM238 263H240V262H238ZM81 264H83V262L81 263ZM144 264V263H143ZM156 264V263H155ZM236 264H237V262H236ZM241 264V263H240Z\"/></svg>",
    "mask_w": 264,
    "mask_h": 264
}]
</instances>
